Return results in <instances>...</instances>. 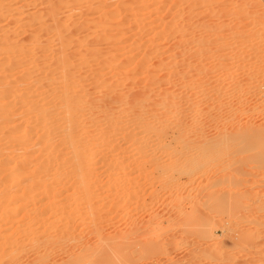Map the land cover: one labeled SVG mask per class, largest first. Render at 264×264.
I'll return each instance as SVG.
<instances>
[{
    "label": "rangeland",
    "instance_id": "rangeland-1",
    "mask_svg": "<svg viewBox=\"0 0 264 264\" xmlns=\"http://www.w3.org/2000/svg\"><path fill=\"white\" fill-rule=\"evenodd\" d=\"M175 2L178 6L172 5ZM241 2L247 6L252 3L250 11L258 13L254 18L250 16L252 20L250 17L242 20V26L247 29L252 23L256 25L264 20L261 17L264 0H0V92H8L4 95L7 97L1 96L0 103L7 102L10 93L19 95L18 101L8 106L14 120L0 130V185H4L0 186V264H264V210L257 209V199H252L264 187V178L250 175L253 173L248 168L255 164L252 156L224 149L215 164L222 167L232 163V171L214 174L215 164L199 166L202 172L192 177L187 170L193 164L172 165L163 159L162 150L147 148L149 153H146L154 158L141 164L132 160L133 155L125 161L126 167L113 168L102 161L103 164L84 162L95 173L87 191L74 181H66L62 186L52 178L26 180L21 186L13 187L15 180L11 173L19 166L37 168L44 154L27 156L31 148L22 151L21 146L10 149L6 144L9 137H19L21 142L20 136L26 131L28 123L19 115L20 105L61 90L65 83L74 86L78 94L89 97L93 104L105 93L111 97L123 95L129 98L134 114L136 101L149 89L154 91L149 93L150 98L157 97L149 101L157 103L161 94H170L177 99L174 105L179 104L182 115L187 117L189 106L195 105L203 111L206 108L214 116L217 107L222 111L226 104L244 102L238 83L249 72L251 75L264 68L258 63L261 55L243 45L217 49L216 39L211 44L213 33L221 35L217 41L233 42L230 33L236 31L238 21L234 22L236 19L230 13ZM144 4L146 8L142 9ZM193 4L196 9H191L189 24L196 23L198 28L191 30L188 24L191 12L188 14L187 10ZM172 6L177 8L171 9ZM174 10L187 18V21L180 19L183 27H179L183 30L188 27L184 30L188 33L184 37L175 34L158 38L157 32L166 24V27L178 26ZM204 24L205 28L211 26L209 31L201 30ZM221 24L229 30L219 31ZM250 36L242 40L259 41L258 37ZM200 39L211 44L205 41L208 49L200 63L208 76L188 84L187 78L195 75L193 71L198 65L195 44ZM180 41L185 45L175 47ZM245 51L251 53L248 63L238 57ZM147 58L150 62L141 64ZM249 63L252 64L245 66L249 71L243 73L245 77L231 76L235 69ZM223 71L229 79H220ZM60 72L67 81L59 77ZM207 78H210L208 82ZM233 78L242 82H234ZM246 80L244 86L241 84L242 94L257 93V82L254 86L246 84ZM100 84L105 86L103 90ZM205 88L208 94L204 93ZM202 89L205 91L200 92ZM219 89L228 96H219L216 93H220ZM249 99L248 103L245 100L246 112L243 109L238 117L243 122L250 118L251 124H258L264 112V100L260 96ZM113 103L109 101L105 105L114 109L117 102ZM227 109L223 110L224 114L228 113ZM170 118L173 122L176 117ZM211 124L204 126L203 130L207 129L204 133L214 128L215 124ZM38 133L36 130L34 136ZM96 133L92 126L84 136ZM117 142L119 147H124L125 140L121 137H117ZM39 147L34 150L38 151ZM26 156L37 162L26 166L23 163ZM56 167V163H51L49 174Z\"/></svg>",
    "mask_w": 264,
    "mask_h": 264
},
{
    "label": "bare ground",
    "instance_id": "bare-ground-1",
    "mask_svg": "<svg viewBox=\"0 0 264 264\" xmlns=\"http://www.w3.org/2000/svg\"><path fill=\"white\" fill-rule=\"evenodd\" d=\"M176 2H175V4H173L174 3L173 2L172 5L173 6L177 5ZM244 4H246V5H244ZM252 5L253 4L250 3V4H248V6H249L248 7L247 3L241 2L240 4L237 5L236 8H234L232 10L231 13L229 12L232 15L231 18L234 20L236 19V21H234V22L238 21L237 22L238 24L236 23V25H237L236 28H235L234 24L232 26L233 28H235L236 31L233 30V32L231 31L232 33H230L233 36L232 37L233 38L232 43H226L225 41H223V42L217 41L218 37H221V35L213 33L214 39L212 38L211 44H213V42H215V39H216L215 44H216L217 49L218 48L220 49L221 47H224L225 45L233 47V48L235 47V49H236V48H238V46L243 45V47H245V49H248L249 51H253V53H256V54L258 53L261 55L260 57L258 56L259 59L261 58L258 61V63L261 64V66H262V65H264V20L259 21V23L256 25L252 23L250 25V28H247V29L244 26H242V24H243L242 20H250L251 17L254 18V17H256L255 15H258L257 12H256L257 14L254 13V10L250 11V7ZM255 5H258V4H255ZM173 6L171 7V9L177 8L178 5L175 7H173ZM193 6H195V5L193 4V5H190V7L189 6L188 7L191 10L192 8L193 9L195 8ZM145 8H146V6L144 4L142 6V9H145ZM189 9L187 10L188 14L190 12L191 13H190V17H188V19L189 18L192 19V13H193L192 10L193 9L191 11H189ZM251 9H252V7H251ZM179 10H181V9H179ZM174 11H175L174 13L177 14V15L175 14L176 18H178L176 21L179 20L178 26L175 27V25H173L174 28L172 26L166 27V25L168 26V24H166L162 29L163 31L161 30L160 32H157L158 38H163V36L166 37L168 35L169 36H171V35L175 36V34H176V36L178 35L179 37H184L188 33L187 31H186V33L184 31L185 28H188V27H185L183 30L182 29L183 26L180 25V22L182 24V21H180V19L185 18V17H181L182 13L179 14V12L177 13L176 10H174ZM142 15L144 16V14H142ZM185 15L187 16V14L184 13V16ZM194 15H196V14H194ZM260 15H261V13H260ZM249 17H250V19H247ZM261 17H264V14H262ZM186 19L187 18L182 19V20H186ZM195 20H197V19H194V21ZM186 21H185V24L187 26H188L189 22H192L189 19L188 24H187ZM253 21H254V19H253ZM197 22H198V20H197ZM251 22L252 21H250L249 23H251ZM167 23H169V22H167ZM220 23H222V22H220ZM244 23H246V21ZM249 23L246 24V26L249 27ZM163 24H165V23H163ZM185 24L183 23V25H185ZM195 24H193L194 26H191L189 24V26L191 27V30L196 26ZM224 24H226V23H224ZM199 25H201V24H199ZM179 26H182V27H179ZM204 26H205V24L201 27V30H202V28L203 29L205 28ZM206 28L205 29L207 31H209L208 29H210L211 26L208 27L206 25ZM225 28H226V30L227 29L229 30L227 25L221 24L219 27V31H222ZM206 30H205V32H206ZM215 35L217 37H215ZM208 36L210 37V35H208ZM245 36H250V37L255 36L256 38L258 37L259 41L256 40V42H254V40H249V41L244 42L242 40V38ZM255 37H253V38L255 39ZM163 39H165V38H163ZM207 39H209V38H207ZM160 40H162V39H160ZM202 40L203 39L198 40L197 43L200 45H198L196 43L195 45L197 47V49H196L197 51L194 50L198 53V55H196L197 53L195 54L197 56V61H198L196 64H198V65H196L195 69L193 68L195 70V72L193 71V73H195L196 76L198 74L199 75H198V78H196L195 75L193 77L188 76V77H190V78H187V82H189L188 84H190V83L193 84L195 82H199L208 76V75H206V73H204V71L206 69H203L202 65H200V63L204 59V58L202 59V57H204V54H206V51L208 49V47H206V46H208V44L209 45H211V44L208 43V41L206 39H204L203 42H202ZM205 41H207L208 44ZM162 42H163V40H162ZM199 42H201V43H199ZM183 44L185 45V43H182V41H180L177 44H174V46L179 47L177 45H180L182 47ZM246 51L240 53V55L237 54V56L239 55L238 57L240 58V59L239 58L238 59L241 60L243 63L244 62L248 63L250 58H251V55H250L251 53L249 54V52H246ZM147 59L140 61L141 64H145V63H147V61L150 62V60L149 59L147 60ZM215 59H213L212 61H215ZM254 61H256V60H254ZM62 62H65V61H62ZM252 63H253V65L255 64L254 62H252ZM251 64L249 63V64L244 65V67H240V68L235 69L232 72V75L231 74L230 75L233 77H239L240 75H243L245 77L247 72H249L246 70L247 68L245 69V66L248 67L247 65H251ZM259 64H257V65H259ZM64 66H65V64H64ZM257 68H258V66H257ZM245 71H247V72H245ZM225 72L226 71H223L220 73L221 74L220 79H222V80L223 79L224 80L229 79L228 78L229 76L226 75L227 72L226 73ZM244 72H245V75L243 74ZM196 73H198V74H196ZM249 73H248L249 76L246 75V77L247 76L248 77L247 78L245 77L247 80L245 78H243L242 81L244 82V80H246V82H245L246 84L252 85V83H253L254 86H255V83L257 82L256 89L258 90V92L257 93L254 92L255 94L253 93L252 95L250 94L251 96L248 95L251 91L250 92L248 91V93L242 94L241 84L243 85V82L238 81L237 78L236 79L233 78V80L235 79L234 82L236 80H237L236 81L237 83L242 82V83H238L239 84L238 91H240L241 96H242L241 98L242 99L244 98L243 101L245 103L242 101H239L240 98L238 97L239 98L238 101L240 103L238 102L235 105L234 104L233 105L226 104L228 106L226 107V105H224L225 108L223 107V105L221 106V108L223 107L224 109L228 108L227 109L228 113L226 112V114H224V112H225V111L223 112L224 109L222 108V111H219L220 109L217 107L219 112L216 111L217 114L215 113L216 115L214 114V116L211 115L212 113H214L213 111L210 114L209 111L206 110V108H205V111H203L204 109L202 110L201 106H199V105L198 106L201 109H199L198 107L195 108V105H194V108H190V106H189L188 110H190L189 111L190 114H188L189 115L188 117L184 116V115H182L184 112L182 113V110H181L183 108L180 109L181 106L179 107V104L174 105V103L176 104L177 99L175 100L174 96H169L170 94L162 95L160 93L162 97H161V100L159 99V102L155 103V102H152L151 100H150L151 101L150 102L149 99L155 97L153 95L150 98L151 95L149 93L152 92V89H149L147 94H145V92L143 94L141 93L142 95L140 96V100L138 99L139 101H136V102H138L137 106L134 105L137 108V111L135 112V114L133 113L134 110H133L132 106H130V102L128 100L129 98H126V97L124 98L123 95L121 97H119V95H118L119 98L116 97V95H115V97H113V96L111 97V96H109L110 94L108 96L107 95L105 96L106 93L104 92L105 94L103 96L101 95V97L99 99H97V101L95 99H93L97 103V104H95V103L93 104L92 100L89 97H87L86 95H83V94H78L79 91L74 86L72 87L71 85H68L67 83H65L62 86L61 90H58V91L56 90L55 92H52L50 95H42L40 98H37L35 100L29 99L20 105L22 110H21L19 115L23 118V122L28 123V125L25 128V130H26L25 133L22 136H20V137H22L21 142L18 141L19 137H13V138L9 137L6 140V144H8V147L10 149L14 148L15 146H21L20 149H23L22 151H27V149L31 148L29 151V154L27 156H30V155H33V154L39 152L38 154L41 155L42 157L44 154V158H42V160L39 162V164L41 163V165H38L37 168L33 167L34 165L33 166L30 165L33 168H30V166H28L29 168L19 166V168H17L10 175V177L13 179V181L15 180L12 185H13V187H17V186H21L23 181H26V180L28 181V180H35L36 179V181H37V180H40L41 178H45V179L46 178H52L53 180L54 179L59 180L60 181L59 184H61V185L63 183H65L66 181H68V182L74 181L75 183L78 184L80 189L88 191L89 187L92 184V183L90 184V179H92V177H94L95 173H94V168H92V167L89 168L90 165L88 166L84 162L93 161L92 162L93 164L94 163L97 164L99 162L101 163V161H102L104 163V165L110 166L113 168L126 167L127 165H126L125 161L129 160L128 158H130V156L133 155V156H131V158L134 157V158H132V160H135L141 164L145 161L147 162V161H150V159L154 158L153 154H147L146 153V152L149 153V151H146L147 148L148 149L153 148L154 150L155 149L162 150L163 152L162 151H160V152H162L163 156L165 157V158H163V157L162 158L164 160L167 159L166 162L171 161L172 165L176 164V163H179V164L181 163L182 164L181 166L191 165V164H193V166L195 165V167H193V166H192V168L189 167V169L187 170L188 175H191L192 177H195V175L202 172L203 168L200 171L199 166L204 167V166L213 165L216 162H219V157H220L221 151H223L224 149H233L235 151V154H237V155L239 154V155H247L249 157H251V156L254 157L255 158V164H253L251 167H249L248 171H250V173H253L250 175H254L255 176L254 178H256V177L257 178H264V112L262 111L263 114L261 116V121H259L258 124L257 123L251 124L250 118H249L250 120L246 119L247 121L243 122L238 117L239 113L243 109L245 111V108L248 106V105L246 106L245 100H247L249 98L252 99V98H255L257 96L258 97L260 96V98L262 100H264V68L259 69V71L256 70V72L253 74L251 73V75ZM58 75L60 78L63 77L62 72H60ZM210 76H212V75H210ZM215 77H213V78H215ZM63 78L65 81H67L66 77H63ZM218 78H219V76H218ZM208 79H210V78L206 79L207 82H208ZM225 82H227V81H225ZM185 83H186V81H185ZM247 87H249V85ZM99 88L103 90V88H105V86L100 84ZM215 88H214V90H215ZM207 89H206V91L204 89H202L201 91L199 90V91L200 92L205 91L204 93H206L208 91ZM109 91H112V90H109ZM219 91H220V89H219ZM6 93H8V92L6 91ZM152 93H154V91ZM197 93H199V92H197ZM212 93H214V92H212ZM216 93L219 96L227 95V94L222 93L221 91H220V93H218V92H216ZM5 94H4V91L2 90L0 92V98L2 95L4 98L7 97V96H4ZM206 94H208V93H206ZM217 94H215V95H217ZM155 95L160 97V95L157 94V92L155 93ZM124 96H126V95H124ZM233 96H235V95L233 94ZM239 96H240V94H239ZM127 97H128V94H127ZM229 97H231V96H229ZM18 98H19V95L17 93H10L9 100H7V102H5L3 104L0 103L1 104L0 108L2 109L0 111V114H1L0 119H2V122H0V130L3 129L4 126H7V124L11 123L14 120L15 117H13V116H15V115H14V113H12L8 109V106H10L14 102L18 101ZM155 98H157V97H155ZM203 98H205V97H203ZM207 99H208V97H207ZM116 100H118V101H116ZM209 100H210V98H209ZM234 100H236V99H234ZM0 101H2V100L0 99ZM109 101L111 103H112V101L114 103L117 102V107H115L114 109L107 107L108 105H105V103L109 102ZM249 101H251V100L249 99ZM247 103H248V100H247ZM220 104L221 103H219V105ZM212 106H214V105H212ZM113 107H114V105H113ZM191 107H193V106H191ZM136 108H135V110H136ZM185 108H187V107H185ZM255 108H253L252 110L254 111ZM210 112H211V110H210ZM250 112L252 113V111H250ZM240 114H242V112ZM254 115H255V113H254ZM170 117H176V118L174 121L172 120L173 122H170L169 121L171 119ZM243 118H245V117H243ZM255 121H252V122H255ZM209 123H212L213 125L215 124L214 128L212 130L210 129L209 132L207 131V133H204L205 129L203 130V128H204V126L206 127V125ZM92 126L95 127V129H97L96 135L91 136V137H85L84 135L88 132V129ZM36 130H39V133L35 137L34 134H35ZM206 130H205V132H206ZM117 137H121L122 140H125L124 147L118 146ZM34 138H36V139L34 140ZM36 146L37 147L40 146L38 151L34 150V147H36ZM1 151H2V149L0 147V155H2ZM150 152L153 153L154 151H150ZM134 154L135 155L138 154V155L134 156ZM160 154H158V155H160ZM27 156L23 159V163H25L26 166L29 165V163L37 162L36 160L29 159V157H27ZM160 156H162V155H160ZM148 158H149V160H147ZM96 159L99 161L94 162ZM155 161H156V159H155ZM157 161H158V157H157ZM90 162H86V163L90 164ZM171 162H169V163H171ZM51 163H56L57 167H56V169H54V171L51 174H49L50 169L48 167H50ZM103 163H101V164H103ZM176 165H175V167H176ZM232 166H233L232 163L225 164L222 167H219V165H218L216 168L214 167V170H215L214 174H217V173H224L225 174L227 172L226 171L227 169L228 170L230 169V171H232L234 169V167H232ZM175 167H173V168H175ZM39 168L41 170H39ZM180 169H182V168H180ZM51 170H52V168H51ZM51 182L52 181H50V183ZM263 182H264V180H263ZM42 183H44V182L42 181ZM2 185H0V186H2ZM28 185H30V184H28ZM48 185H49L48 187L51 186L50 184H48ZM30 186L33 187V185H30ZM50 188H52V187H50ZM48 191H50V190H48ZM0 192H1V190H0ZM4 196H7V195H4ZM247 196H248V194H247ZM247 198L248 197H246V199ZM255 198L257 199L256 208L259 210L260 209L264 210V187H262L258 192H256L253 195L252 199H255ZM248 199L250 200V198H248ZM119 256L121 257L122 255H119ZM118 258L119 257H117V260H118ZM120 260H121V258L118 261H120ZM115 261H116V259L114 260V263H116ZM111 262L112 261H110L109 263H111ZM105 264H107V263H105Z\"/></svg>",
    "mask_w": 264,
    "mask_h": 264
}]
</instances>
